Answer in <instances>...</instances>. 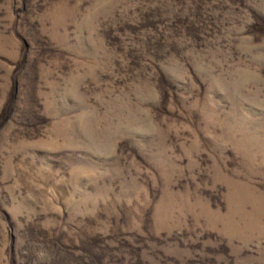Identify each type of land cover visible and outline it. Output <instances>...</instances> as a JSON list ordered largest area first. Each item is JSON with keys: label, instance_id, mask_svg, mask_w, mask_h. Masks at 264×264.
Returning <instances> with one entry per match:
<instances>
[{"label": "rangeland", "instance_id": "1", "mask_svg": "<svg viewBox=\"0 0 264 264\" xmlns=\"http://www.w3.org/2000/svg\"><path fill=\"white\" fill-rule=\"evenodd\" d=\"M0 264H264V0H0Z\"/></svg>", "mask_w": 264, "mask_h": 264}]
</instances>
